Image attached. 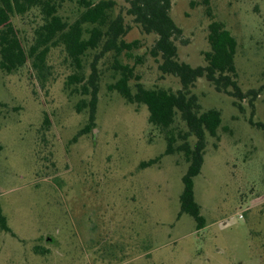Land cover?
Here are the masks:
<instances>
[{"label":"rangeland","instance_id":"374dc122","mask_svg":"<svg viewBox=\"0 0 264 264\" xmlns=\"http://www.w3.org/2000/svg\"><path fill=\"white\" fill-rule=\"evenodd\" d=\"M112 1L110 18L124 16L123 39L138 44L98 60L89 131L79 133L88 121L82 106L88 96L66 86L72 67L62 45L50 48L41 73L31 58L12 73L0 71V208L13 232L0 229V264H264V132L256 125L264 124V0H209L215 19L237 41L244 97L217 92L204 76L191 88L201 111L217 109L221 119L216 136L206 134L193 178L200 228L191 215L178 216L184 155L164 153L165 139L148 123L146 105L108 88L118 77L115 60L133 65L146 88H180L151 55L156 35L133 21L128 2ZM170 1L169 14L182 31L175 40L178 60L204 65L205 6ZM53 2L68 23L82 10L74 0ZM11 19L27 51L40 14L35 9ZM98 51L82 59L86 77ZM129 84L134 91V81ZM173 127L187 131L178 113ZM188 141L193 146L194 136Z\"/></svg>","mask_w":264,"mask_h":264},{"label":"trees","instance_id":"16d2710c","mask_svg":"<svg viewBox=\"0 0 264 264\" xmlns=\"http://www.w3.org/2000/svg\"><path fill=\"white\" fill-rule=\"evenodd\" d=\"M74 1L82 10L72 23H68L58 15L57 5L53 0H0V71L12 73L31 58L33 67L41 73L50 48L62 45L72 67V72L66 78V86L72 93L88 96L87 101L82 100V106L88 110V121L79 131L82 133L95 126L98 60L109 51H114L116 55L123 51L129 53L138 41L126 42L123 39L129 27L125 25L124 16L121 14L110 18V9L114 5L112 0ZM125 1L129 4L127 13L142 31L156 35L151 55L157 59L159 71L162 75L177 77L180 88L177 91L163 87L146 88L135 74L134 66L118 60H115L118 77L108 88L117 91L129 103L146 105L148 123L162 133L165 139L164 153L181 152L184 155L188 166L182 176L183 188L179 196L178 216L183 213L191 215L200 228L204 224V218L194 199L193 178L199 174L203 163L206 134L215 137L221 119L217 109L201 111L198 97L191 92V88L198 78L204 76L217 92L226 93L235 100L244 97L237 82L238 74L234 62L237 41L225 25L215 19L210 1L201 0L209 17L206 34L208 50L202 52L205 64L192 67L178 60L175 40L182 31L169 14L170 0ZM35 9L38 10L42 22L35 28V41L26 51L11 18L15 15L24 16ZM95 49L99 51L95 54L90 64V73L86 77L82 59L88 50ZM131 80L134 81V91L129 84ZM177 113L187 127L184 133L174 130ZM256 125L264 132V124ZM190 135L195 138L193 146L188 141ZM157 159L142 162L140 165L148 166ZM0 229L11 232L1 208Z\"/></svg>","mask_w":264,"mask_h":264}]
</instances>
